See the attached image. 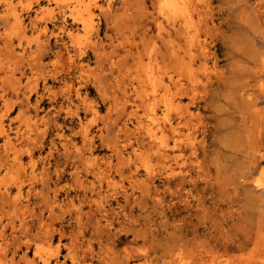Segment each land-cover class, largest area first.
<instances>
[{"label":"rangeland","instance_id":"374dc122","mask_svg":"<svg viewBox=\"0 0 264 264\" xmlns=\"http://www.w3.org/2000/svg\"><path fill=\"white\" fill-rule=\"evenodd\" d=\"M180 1H183L186 7V10L179 9L182 13L178 9L168 10L169 6L161 5L162 0H0V57L8 58L7 61L10 59L7 62L5 58H0V69H2L0 70V127H2L0 129V153L3 152L2 142L4 144L7 136L11 140L9 149H13L15 146V149H19V151H22V148L24 151L30 149L36 154L39 152L44 154L54 146L53 149L59 148L58 151H63L64 148L69 151L90 149L99 159L105 157L115 147L123 148L125 155L128 152L130 161L132 160L131 167H137L138 179L142 180L150 173L149 175L152 177L151 195L154 188H157V196L153 193L155 196L151 197L156 199L158 196H163L164 205H162L163 208L160 207L163 213L165 212L164 214L158 213V210L161 212V209L156 205L154 210L152 208L149 210L151 215L147 217L139 210L141 205H138L139 209L136 208L130 215L133 219L129 215L121 219L122 222L125 219L123 223L127 227L123 231L126 233L123 231L120 234L117 233L123 239L116 244L115 249L120 253L131 251L134 259L130 264H263L264 238L262 237L264 234L262 233H264V226L262 225L264 222L260 224V220L264 221V185L262 184L264 182L262 181L264 174V129L262 127V120H264V0ZM163 11L166 13H162ZM71 14L76 19L72 18ZM166 17L169 18L166 19ZM184 21L186 25H184ZM43 23L47 25L48 29L47 33L42 32V35L40 32L43 29L42 25L44 27ZM62 25L70 29L73 28L71 29L73 37H68L69 39L65 37L64 41L70 54L72 50L76 49L73 55L76 54L74 60L77 62L74 65L77 68L70 65L67 54H64L63 59H58L54 54L63 48L62 43L56 42L54 39V34L59 31L58 27ZM49 32L51 33L49 34ZM153 37L154 39H152ZM45 38L48 39V42ZM42 41L45 43L42 44ZM146 42H149L148 46ZM37 47L41 51H38ZM28 49L31 51L28 52ZM92 49L95 50L92 51ZM99 49L103 52L100 53ZM8 50L11 55L13 54V58ZM111 50H114L115 53L117 51V53L115 54ZM123 50L126 52L124 53ZM94 51H98V53ZM36 52L37 54H35ZM39 52L41 55L38 54ZM127 53H129L128 57ZM156 53L158 54L156 55ZM80 54H85L86 57L80 59L79 62L78 55ZM97 54L102 57H98ZM148 54L149 56H147ZM6 56H10V58ZM155 57L160 59L156 60ZM30 59L35 61L31 62ZM122 59L124 62H121ZM61 60H63V64ZM4 61L7 63L4 64ZM17 61L18 64L20 62V65H17ZM28 62H31L32 65ZM36 63L40 65V68L39 66L36 68ZM150 64L153 66L150 67ZM117 65H120L121 69ZM122 65L126 67L123 68ZM58 68L60 72L56 71H59ZM106 69H110V73ZM125 70L127 71L125 72ZM49 71L53 73L52 75L57 73L54 75V79H51L53 76L49 75L51 73ZM127 75L128 77H126ZM43 76L46 77L45 80ZM12 78L14 82L11 81ZM16 78L20 83L16 82ZM16 83L20 86L18 87ZM30 85L34 86V89ZM8 88L11 93L15 94L11 95ZM132 90L133 92H131ZM5 95H9V97ZM6 99H9V105H7ZM4 100L7 101V104ZM137 100H140L142 105H138L140 102ZM120 101H125L127 104ZM169 104H172L171 108ZM31 106L32 108H30ZM119 109L120 111H117ZM18 111L24 112L21 115ZM52 114L54 116H51ZM53 117L57 119L56 122L53 121ZM34 120L36 121L34 122ZM161 123L164 124L162 127ZM125 128L127 129L125 130ZM150 128L152 129L150 130ZM131 129L133 130L130 131ZM250 129H253L254 133ZM35 130L37 131L35 132ZM152 130L153 132H151ZM161 130L163 131L161 132ZM148 131L154 134L157 132L156 136L165 135V141L170 146L177 144L178 148L167 150L168 159L156 156L153 149H147L148 147L144 143V146L140 145L136 139L140 135L147 137L144 133ZM113 132L116 133V136ZM86 133L94 140H92L91 147L89 144L86 145L84 140ZM159 133L163 135H159ZM125 135L126 137H124ZM19 136L22 140L18 139ZM101 136L107 137V141ZM260 137L261 140L258 141ZM24 139L25 141H23ZM69 141L71 142L69 143ZM18 145L19 148H16ZM67 145L70 147L67 148ZM253 152L255 154H252ZM134 154L135 156H133ZM252 156L253 158H251ZM26 161L25 158L24 162ZM111 161L116 163L114 157L111 158ZM132 162L135 163L134 166ZM167 164H170L172 169H168ZM170 170L175 173V176L168 182L165 176L171 172ZM0 174L1 177L4 176L5 171L1 170ZM181 175L186 178L185 183L180 187L177 183H179L178 179ZM5 178L7 177H2V182H8ZM67 180H69L68 176L60 185L67 183ZM5 184L1 183V186ZM125 184L127 185V183ZM166 187H169L170 190L178 189L179 192L177 195L171 196L166 191ZM139 192V189H136V195ZM152 203H149L151 207ZM169 206L172 207L169 208ZM259 215H262L263 218H259ZM4 216L12 218L15 225L19 222L18 218L22 219L25 216L29 219L26 215H14V217L3 215L0 217L2 223L7 219ZM84 216L83 221L87 223V215ZM256 222L260 225L258 230L261 231L262 236L255 228L258 227ZM123 223L120 224L123 225ZM118 225L117 223L115 226L122 227ZM1 226L2 224L0 228ZM18 230L17 228L12 233L8 227L5 230V236L9 239L15 233V236L17 235L18 239L24 243L29 237ZM127 230L129 231L127 232ZM134 232L136 235L138 232V235L136 236ZM26 234L28 233L26 232ZM255 237H261L262 241ZM56 238L54 242L45 243L44 246L38 242H36L37 245L31 244L28 258L32 257L33 247H38V245H40L39 248H43L40 254L44 257L48 256L56 246ZM252 238H255V241ZM240 243L244 246L240 245L243 248L239 247ZM222 244L229 246L226 254L221 253ZM11 245L10 247H12ZM235 245H238L239 249ZM14 246L16 247L17 244ZM217 246L220 249L218 253L214 249ZM23 251L24 247L16 252L13 248L12 253L15 254L13 253L12 256L11 253L8 254L7 263L26 264L27 258H23ZM212 251L216 253L214 254ZM200 253L203 254L200 256L202 260L198 257ZM106 255L107 262L105 261L104 264H108L111 261L109 258H112L111 255ZM93 263L96 264V261Z\"/></svg>","mask_w":264,"mask_h":264},{"label":"bare ground","instance_id":"6f19581e","mask_svg":"<svg viewBox=\"0 0 264 264\" xmlns=\"http://www.w3.org/2000/svg\"><path fill=\"white\" fill-rule=\"evenodd\" d=\"M161 1V0H159ZM161 3V2H160ZM109 5V3H108ZM107 5V6H108ZM162 6H169V8H167L168 10H179L180 8L181 9H185L186 7L184 6V3L183 1H180V0H162ZM98 6V5H97ZM264 7V6H263ZM103 8V7H102ZM105 9V8H104ZM107 9V8H106ZM166 9V10H167ZM180 9V10H181ZM264 9V8H263ZM81 10V9H80ZM100 10V9H99ZM103 11V9H101ZM179 10V11H180ZM186 10V9H185ZM183 10V11H185ZM113 11V10H112ZM181 12V11H180ZM85 13V12H83ZM108 13V12H106ZM162 13H166V12H162ZM182 13V12H181ZM187 14V13H186ZM185 14V15H186ZM66 15V14H65ZM104 15H106L104 13ZM111 15V14H110ZM109 15V16H110ZM172 15V14H171ZM191 15V14H190ZM64 16V15H63ZM72 16V14H71ZM91 16V15H90ZM108 16V15H107ZM165 16V14H164ZM177 16V15H176ZM181 16V15H179ZM111 17V16H110ZM157 17V15H156ZM161 17V16H160ZM163 17V16H162ZM190 17V16H189ZM56 18V17H55ZM72 18H75L72 16ZM79 18V17H78ZM109 18V17H108ZM169 18V17H168ZM166 17V19H168ZM181 18V17H180ZM188 18V17H187ZM65 19V18H64ZM63 19V20H64ZM76 19V18H75ZM159 19V18H158ZM153 20V18H152ZM156 20V19H155ZM164 20V19H163ZM187 20V19H186ZM264 20V19H263ZM34 21V20H33ZM84 21V20H82ZM177 21V20H176ZM178 21H180L178 19ZM188 21V20H187ZM186 23H189L187 22ZM46 22V21H45ZM62 22V21H61ZM87 23V21H84ZM83 22V23H84ZM157 22V21H155ZM163 22V21H162ZM168 22V21H167ZM85 23V24H86ZM30 24V23H29ZM41 24V23H39ZM44 24V23H43ZM93 24V23H92ZM69 25V24H68ZM76 25V24H75ZM83 25V24H82ZM184 25L185 24V21H184ZM19 26V24H18ZM72 26V25H71ZM84 26V25H83ZM113 26V25H112ZM20 27V26H19ZM25 27V26H24ZM87 27V26H86ZM92 27V26H91ZM107 27V26H106ZM111 27V25H110ZM156 27V26H155ZM42 31L40 33H47V25L44 24V27L42 25ZM57 28V27H56ZM75 28V27H74ZM93 28V27H92ZM98 28V27H97ZM108 28V27H107ZM112 28V27H111ZM147 28V27H146ZM20 29V28H18ZM17 29V30H18ZM23 29V28H22ZM39 29V28H37ZM73 29V28H71ZM70 28H67L65 25H62L60 27H58V34L55 33L54 34V39L56 42H60L62 43L63 45V48H60L59 50H57L56 53H54L56 55V57L61 58L63 59L64 57V54H67V59L70 63V65H73V67H76L74 65L75 61L74 60V56L76 55H73V52L76 50H72V53L70 54L69 50L67 49V47L65 46V41H64V38H68V37H73L72 35V30ZM157 29V28H155ZM163 29V28H162ZM16 30V32H18ZM34 30V29H33ZM41 30V28H40ZM39 30V31H40ZM51 30V28H50ZM90 30V29H89ZM145 30V29H144ZM144 30H143V33H144ZM166 30V29H165ZM187 30V29H186ZM38 31V32H39ZM108 31V29H107ZM106 31V32H107ZM158 31V30H157ZM164 31V30H163ZM25 32V31H24ZM85 32V31H84ZM149 32V31H148ZM23 33V32H22ZM42 33V35H43ZM45 33V34H46ZM51 32H49L50 34ZM54 33V32H53ZM163 33V32H162ZM166 33V32H165ZM164 33V34H165ZM20 34V32H19ZM17 34V35H19ZM47 34V35H49ZM104 36H105V33H103ZM157 34V33H156ZM155 34V35H156ZM46 35V36H47ZM145 35V34H144ZM151 35V34H150ZM149 35V36H150ZM171 35V34H169ZM147 36V35H146ZM158 36V35H157ZM25 37V36H24ZM44 37V36H43ZM42 37V38H43ZM106 37V36H105ZM145 37V36H144ZM152 37V36H151ZM48 38V37H46ZM45 38V39H46ZM109 38V37H108ZM12 39V38H11ZM17 39V38H16ZM35 39V38H34ZM33 39V40H34ZM69 39V38H68ZM107 39V38H106ZM111 39V38H110ZM147 39V37H146ZM154 39V37L152 38ZM160 39V38H158ZM163 41V38H161ZM47 42H48V39H46ZM45 40V41H46ZM109 40V39H108ZM150 40V39H149ZM36 41V40H35ZM111 41V40H110ZM144 41H145V38H144ZM262 41V40H261ZM67 42V41H66ZM124 42V41H123ZM126 42V41H125ZM143 42V41H142ZM45 43V42H44ZM43 41H42V44H44ZM92 43V42H91ZM90 43V45H91ZM131 44L133 42H130ZM165 43V42H164ZM110 44H112L110 42ZM114 44V43H113ZM124 44V43H123ZM61 45V46H62ZM100 45V44H99ZM117 45V44H115ZM130 45V44H129ZM135 45V43H134ZM143 45V44H142ZM146 45L148 46L149 45V42H146ZM145 45V46H146ZM8 46V45H7ZM46 46V45H45ZM98 46V45H97ZM101 46V45H100ZM99 46V48H101ZM132 46V45H130ZM174 46V45H173ZM39 47V46H38ZM37 47V48H38ZM44 47V46H43ZM60 47V45H59ZM119 47V45H118ZM126 47V46H124ZM135 47V46H134ZM175 47V46H174ZM11 48V47H10ZM9 48V50H10ZM36 48V47H35ZM74 48V47H73ZM97 50H98V47H96ZM111 48H113L111 46ZM127 48V47H126ZM125 48V49H126ZM150 48H151V44H150ZM13 49V48H12ZM24 49V48H23ZM47 49V48H46ZM103 49V48H102ZM119 49V48H118ZM123 49V48H121ZM130 49V48H129ZM8 50V53L10 54ZM36 50V49H35ZM40 49L38 48V51ZM95 50V49H92V51ZM100 50V49H99ZM116 50V49H114ZM114 50H111L113 53ZM150 50V49H149ZM152 50V49H151ZM155 50V49H154ZM167 50V49H165ZM163 50V51H165ZM31 51L28 49V52ZM41 51V50H40ZM65 51V52H64ZM101 51V50H100ZM177 51V50H176ZM14 52V51H13ZM64 52V53H63ZM76 52V51H75ZM94 52H97L98 51H94ZM93 54H96L94 53ZM103 51H101L100 53H102ZM106 53V51H104ZM119 52V51H118ZM124 52V50H123ZM126 52V51H125ZM124 52V53H125ZM130 52H133V51H130ZM140 52V51H139ZM142 52V51H141ZM140 52V53H141ZM149 52V51H148ZM156 52V51H155ZM160 52H162L160 50ZM7 53V54H8ZM12 53V52H11ZM103 53V54H105ZM117 53V51H116ZM115 53V54H116ZM136 53V52H135ZM140 53H138L139 55H141ZM6 54V53H5ZM5 54H3L5 56ZM6 54V55H7ZM37 54V52L35 53ZM40 54V52L38 53ZM108 54V53H107ZM128 54L127 53V57H128ZM134 55V53H132ZM158 53H156L157 55ZM161 54V53H159ZM264 54V52H263ZM2 55V56H3ZM13 55V54H12ZM12 55L10 54V56L12 57ZM26 55V54H25ZM31 55V54H30ZM41 55V54H40ZM98 57L99 54H97ZM113 55V54H112ZM136 55V54H135ZM153 55V53H152ZM10 56H6V57H9ZM39 56V55H38ZM54 56V55H53ZM96 56V55H95ZM110 56V55H109ZM108 56V57H109ZM142 56V55H141ZM149 56V54L147 55ZM146 56V57H147ZM63 57V58H62ZM77 57V56H76ZM79 57V62H80V59L82 60V58L86 57L85 54H80L78 55ZM97 57V56H96ZM97 57V58H98ZM102 57V56H101ZM106 57V56H105ZM104 57V58H105ZM107 57V58H108ZM111 57V56H110ZM125 57V56H124ZM133 57V56H131ZM130 57V58H131ZM144 57V56H143ZM1 58V57H0ZM5 57L1 58V59H4ZM13 58V57H12ZM31 58V57H30ZM35 58V57H34ZM37 58V57H36ZM95 58V59H97ZM106 58V59H107ZM122 58V57H121ZM134 58V57H133ZM156 60L160 59L157 57H155ZM168 58V56H167ZM261 58V57H260ZM6 59V58H5ZM8 59V58H7ZM6 59V61H7ZM26 59V58H25ZM100 59V58H98ZM124 59V58H123ZM122 59V60H123ZM129 59V58H128ZM171 59V58H170ZM169 59V60H170ZM10 60V59H9ZM9 60L7 62H9ZM13 60V59H12ZM19 60V58H18ZM34 60V59H33ZM103 60V59H102ZM119 61V59H117ZM121 62H124V60ZM131 60V59H130ZM147 60V59H146ZM150 60V59H149ZM154 60V59H153ZM4 61V64L5 62ZM20 61V60H19ZM29 61V60H28ZM31 61V59H30ZM35 61V60H34ZM34 61H31V62H34ZM63 60H61L62 62ZM96 61V60H95ZM99 61V60H98ZM97 61V62H98ZM177 61V60H176ZM264 61V60H263ZM6 62V63H7ZM21 62V61H20ZM20 62L18 64V61H17V65H20ZM31 62H28L31 64ZM55 62V61H54ZM60 62V61H58ZM103 62V61H101ZM130 62V61H129ZM148 62V61H147ZM152 62V61H151ZM159 62V61H158ZM167 62V61H166ZM2 63V62H1ZM27 63V62H26ZM42 63V62H41ZM51 63V62H50ZM57 63V62H56ZM67 63V62H66ZM100 63V62H99ZM98 63V64H99ZM126 63V62H125ZM161 63V62H160ZM163 63V62H162ZM168 63V62H167ZM264 63V62H263ZM15 64V63H14ZM49 64V63H48ZM63 64V62H62ZM61 64V65H62ZM102 64V63H101ZM100 64V65H101ZM124 64V63H122ZM133 64V63H132ZM131 64V65H132ZM155 64V63H153ZM164 64V63H163ZM166 64V63H165ZM170 64V63H168ZM32 65V64H31ZM58 65V64H57ZM68 65V64H67ZM80 65V64H79ZM121 65V63H120ZM119 65V66H120ZM152 64H150V67ZM167 65V64H166ZM29 66V65H28ZM33 66H35L33 64ZM37 66H39L40 68V65L36 63V68H38ZM44 66V65H42ZM99 66V65H98ZM115 66V65H114ZM118 66V65H117ZM118 66V67H119ZM126 66H127V63H126ZM124 65V67H126ZM160 66V65H159ZM158 66V67H159ZM168 66V65H167ZM15 67V66H14ZM58 67V66H57ZM62 67H64V65H62ZM67 67V66H65ZM116 67V66H115ZM123 67V65H122ZM123 67V68H124ZM130 67V66H129ZM128 67V68H129ZM135 67V66H134ZM138 67V66H137ZM143 67V66H142ZM157 68V66H155ZM263 67V66H262ZM5 68V67H4ZM55 69V67H53ZM67 68H70V67H67ZM75 68V70H76ZM87 68V67H86ZM111 68V67H110ZM117 68V67H116ZM121 69V67H119ZM13 69V68H12ZM48 69V68H47ZM59 69V68H58ZM81 69V68H80ZM83 69V68H82ZM264 69V68H263ZM2 70V69H0ZM4 70V69H3ZM8 70V69H7ZM15 71V69H13ZM36 70V69H35ZM50 70V69H49ZM65 70V69H64ZM79 70V69H78ZM107 72L110 73V69H106ZM113 70V68H112ZM124 70V69H123ZM148 70V68H147ZM150 70V69H149ZM10 71V70H8ZM22 71V70H21ZM31 71V70H30ZM38 71V70H37ZM53 71V70H52ZM57 72H60V69L59 71L56 70ZM56 71H53V72H56ZM63 71V70H62ZM117 71V70H116ZM120 71V70H119ZM127 70H125L126 72ZM264 71V70H263ZM1 72V71H0ZM13 72V71H12ZM11 72V73H12ZM43 72V71H42ZM51 72V71H49ZM65 72V71H64ZM114 72V71H113ZM112 72V73H113ZM118 72V71H117ZM129 72V71H128ZM139 72V71H138ZM154 72V71H152ZM19 73V72H18ZM48 73V72H46ZM44 73V74H46ZM68 73V72H67ZM70 73V72H69ZM130 73V72H129ZM127 73V74H129ZM151 73V71H150ZM162 73V72H161ZM261 73V72H260ZM53 73H49V75L51 76ZM57 74V73H56ZM54 73V75H56ZM126 74V73H125ZM141 74V73H140ZM147 74V73H145ZM158 74V73H157ZM3 75V74H2ZM22 75V74H21ZM20 75V76H21ZM35 75H37L35 73ZM48 75V76H49ZM54 75L53 78L51 79H54ZM131 75V74H130ZM129 75V77H130ZM148 75V74H147ZM146 75V76H147ZM151 74H149L150 76ZM159 75V74H158ZM264 75V74H263ZM8 76V75H7ZM6 76V78H7ZM47 76V75H45ZM103 76V75H102ZM145 76V77H146ZM148 76V77H149ZM153 76V75H151ZM18 77V76H17ZM26 77V76H25ZM37 77V76H36ZM128 77V75L126 76ZM155 79L156 77L153 76ZM27 78V77H26ZM46 78V77H45ZM44 76H43V79L45 80ZM153 78V79H154ZM19 79V78H18ZM31 79V78H30ZM58 79V78H56ZM61 79V78H60ZM59 79V80H60ZM130 79V78H128ZM127 79V80H128ZM142 79V78H141ZM158 79V78H157ZM156 79V80H157ZM6 80V79H5ZM4 80V81H5ZM13 80V78L11 79V81ZM17 83H20L18 82L17 78L15 79ZM65 80V79H64ZM159 80V79H158ZM26 81V80H24ZM23 81V83H25ZM28 81H29V77H28ZM86 81V80H85ZM102 81H103V78H102ZM135 81V80H134ZM137 81V80H136ZM145 81V80H144ZM155 81V80H154ZM14 82V81H12ZM27 82V81H26ZM33 82V81H32ZM31 82V83H32ZM44 82V81H43ZM46 82V81H45ZM160 82V81H159ZM3 83V82H2ZM5 83V82H4ZM16 83V84H17ZM30 83V81H29ZM65 83V82H64ZM71 83V82H70ZM102 83V82H101ZM146 83V82H145ZM34 84V83H33ZM31 84V85H33ZM43 84V83H42ZM100 84V83H99ZM99 84H96L97 86ZM104 84V83H103ZM132 84V83H131ZM139 84V83H138ZM142 84V83H141ZM140 84V85H141ZM155 84V83H154ZM9 85V84H7ZM6 85V87H8ZM30 85V86H31ZM68 85V84H67ZM102 85V84H100ZM126 85V84H124ZM143 85V84H142ZM148 85V84H147ZM157 85V84H155ZM17 86L19 87L20 85L17 84ZM16 86V87H17ZM44 86V85H43ZM103 86V85H102ZM164 86V85H163ZM166 86V85H165ZM1 87V86H0ZM12 87V86H11ZM29 87V86H28ZM34 86H31V88H33ZM45 87V86H44ZM96 87V86H95ZM100 87V86H99ZM132 87V86H131ZM157 87V86H156ZM160 87V86H159ZM10 88V87H9ZM8 88V89H9ZM30 88V87H29ZM68 88V86H67ZM97 88V87H96ZM103 87H101L102 89ZM125 88V87H124ZM150 89V87H147ZM145 88V89H147ZM177 88V87H176ZM12 89V88H11ZM34 89V88H33ZM36 89V88H35ZM42 89V88H41ZM99 91L100 88H98ZM10 90V89H9ZM13 90V89H12ZM28 90V89H27ZM32 90V89H31ZM53 90V89H52ZM58 90V89H57ZM103 90V89H102ZM125 90V89H124ZM134 90V89H133ZM133 90L131 92H133ZM136 90V89H135ZM21 91V90H20ZM166 91V90H165ZM2 92V91H1ZM9 92V91H8ZM22 92V91H21ZM56 92V91H55ZM102 92V91H101ZM126 92V91H125ZM135 92V91H134ZM150 92V91H149ZM155 92V91H154ZM10 93H11V90H10ZM14 93V92H12ZM11 93V95H13ZM18 93V92H17ZM29 93V92H28ZM59 95H60V92H58ZM99 93V92H98ZM103 93V92H102ZM153 93V92H152ZM1 94V93H0ZM15 94V93H14ZM20 94V93H19ZM123 94V93H122ZM121 94V96H122ZM127 95L129 94L126 93ZM148 94V93H146ZM145 94V96H146ZM151 94V93H150ZM10 95V94H9ZM9 95H5V96H8ZM38 95V94H37ZM52 95V94H51ZM57 95V94H56ZM101 95V94H100ZM124 95V94H123ZM132 95V94H131ZM2 96V95H1ZM3 96V97H5ZM18 97V95H16ZM23 96V95H22ZM126 96V95H125ZM139 96V95H138ZM167 96V95H166ZM7 97V98H8ZM15 97V96H14ZM20 97V96H19ZM55 97V96H54ZM124 97V96H123ZM122 97V98H123ZM133 97V96H131ZM136 97V96H134ZM155 97V96H154ZM6 98V97H5ZM35 98V97H34ZM63 98V97H62ZM101 98V97H100ZM104 98V97H103ZM128 98V97H127ZM137 98V97H136ZM142 98V97H141ZM141 98H138L141 100ZM147 98H150V97H147ZM168 98V97H167ZM19 99V98H17ZM24 99V98H23ZM40 99V98H38ZM105 99V98H104ZM103 99V100H104ZM115 99V98H114ZM131 99V98H130ZM145 99V98H143ZM154 99V98H153ZM3 100V99H2ZM7 100V99H6ZM4 100V101H6ZM9 100V99H8ZM7 100V101H8ZM15 100V99H14ZM22 100V99H21ZM20 100V101H21ZM25 100V99H24ZM36 100V99H34ZM113 100V99H112ZM126 100V99H125ZM136 100V99H134ZM140 100H137L138 102H140ZM149 100V99H148ZM7 101H6V104H7ZM117 101V99H116ZM147 101V100H146ZM26 102V100L24 101ZM85 102V101H84ZM121 102V101H120ZM125 101L121 102V103H124ZM129 102V100H128ZM135 102V101H134ZM148 102V101H147ZM168 102V101H167ZM19 103V102H18ZM21 103V102H20ZM37 103V102H36ZM118 103V102H117ZM120 103V104H121ZM126 103V102H125ZM137 103V102H136ZM143 103V101H142ZM169 103V102H168ZM4 104V103H3ZM24 104V103H23ZM89 104V103H88ZM112 104V103H110ZM115 104V103H114ZM127 104V103H126ZM129 104V103H128ZM141 104L138 103V105ZM149 104V102L147 103ZM167 104V103H166ZM9 105V101H8V104ZM26 105V104H25ZM142 105V104H141ZM172 107V104H169V107ZM263 105V104H262ZM19 106V105H18ZM22 106V105H21ZM84 106V105H83ZM112 106V105H111ZM114 106V105H113ZM80 107V106H79ZM89 107V106H88ZM109 107V106H108ZM120 107H123V106H120ZM118 107V108H120ZM140 107V106H139ZM138 107V108H139ZM170 107V108H171ZM20 108V107H19ZM23 108V107H21ZM29 108V107H28ZM32 108V106L30 107ZM59 108V107H58ZM36 109V108H35ZM115 109H117V107H115ZM123 109H125L123 107ZM133 109V108H132ZM179 109V108H178ZM122 110V109H121ZM126 110V109H125ZM49 111V110H48ZM56 111V110H55ZM74 111V110H73ZM77 111V110H76ZM117 111H120L117 110ZM133 111V110H132ZM131 111V113H132ZM19 112V111H18ZM24 112V111H21V113ZM34 112V111H33ZM72 112V111H71ZM20 113V112H19ZM20 113V114H21ZM47 113V112H46ZM53 113V112H52ZM77 113V112H76ZM116 113V111H115ZM118 113V112H117ZM134 113V111H133ZM18 114V113H17ZM35 114V113H34ZM71 114V113H70ZM120 114V113H119ZM123 114V113H122ZM22 115V114H21ZM47 115V114H46ZM68 115V114H67ZM125 115V114H124ZM132 115V114H131ZM130 115V116H131ZM51 116H54L53 114ZM116 116H118L116 114ZM121 116V115H120ZM17 117V116H16ZM21 117V116H20ZM125 117V116H124ZM264 117V116H263ZM14 118V117H13ZM23 118V117H22ZM53 121L57 119H55V117H53ZM121 118V117H120ZM21 119V118H20ZM49 119V118H47ZM113 119V118H112ZM123 119V118H122ZM125 119V118H124ZM14 120V119H13ZM19 120V118H18ZM27 120H29L27 118ZM27 120L25 119V121L27 122ZM42 120V119H41ZM138 120V118H137ZM36 120H34L35 122ZM52 121V120H51ZM116 121V120H115ZM118 121V120H117ZM135 121V120H134ZM24 122V121H22ZM30 122V120H29ZM33 122V121H31ZM33 122V123H34ZM136 122V121H135ZM165 122V121H164ZM18 123V122H17ZM19 123H21V121L19 120ZM50 123V122H49ZM53 123V122H52ZM116 123V122H115ZM126 123V122H125ZM138 123V122H137ZM144 123V122H143ZM143 123H141L143 125ZM179 123V122H178ZM110 124H111V121H110ZM139 124V123H138ZM162 124V123H161ZM1 125V124H0ZM20 125V124H19ZM31 125V124H30ZM105 125V124H104ZM146 125V124H145ZM144 125V126H145ZM149 125V124H148ZM164 124L160 125L161 127L163 126ZM166 125V124H165ZM24 126V125H23ZM32 126V125H31ZM108 126V124L106 125V127ZM126 126V125H125ZM147 126V125H146ZM26 127V126H25ZM118 127V126H117ZM148 127V126H147ZM146 128V130H148ZM152 127V126H151ZM171 127V126H170ZM259 127V126H257ZM262 127L264 129V120H262ZM2 127H0L1 129ZM32 128H35V127H32ZM104 128V127H103ZM135 128V127H134ZM160 128V127H159ZM175 128V127H174ZM16 129V128H15ZM105 129V128H104ZM127 128H125L126 130ZM130 129V128H129ZM137 129V128H136ZM140 129V128H139ZM142 129V128H141ZM152 128H150L151 130ZM173 129V128H172ZM3 130V129H2ZM1 130V132H2ZM29 130V129H28ZM26 130V131H28ZM41 130H44V129H41ZM79 130V129H78ZM119 130V128H118ZM121 130V129H120ZM133 129H131L130 131H132ZM138 130V129H137ZM154 130V129H153ZM153 130L151 132H153ZM160 130V129H159ZM251 130V129H250ZM5 131V130H3ZM23 131V130H22ZM32 131V130H31ZM37 130H35L36 132ZM39 131V129H38ZM80 131V130H79ZM116 131V130H115ZM129 131V130H128ZM163 130H161L162 132ZM29 132V131H28ZM41 132V131H40ZM81 132V131H80ZM88 132V131H86ZM100 132V130H99ZM105 132V131H104ZM124 132V131H123ZM135 132V131H134ZM150 131H148L147 133H144L147 135V141L145 140V137L143 136H138L136 137L137 139V142H139L140 145H143L146 144L147 145V149H153L156 153V156H160V157H164L165 159H168V153H167V150L171 149H176L178 148L177 147V144H174L173 146H170L168 144V142H166V138H164V136H156L155 134L157 133H151ZM160 132V131H159ZM173 132H175V130L173 129ZM251 132H253V129L251 130ZM6 133V132H5ZM14 133V132H13ZM16 133V132H15ZM33 133V132H32ZM39 133V132H38ZM101 133V132H100ZM116 136V133L113 132ZM122 133V132H121ZM125 133V132H124ZM131 133V132H130ZM254 133V132H253ZM18 134V133H17ZM15 134V135H17ZM44 134V132H43ZM57 134V132H56ZM120 134V132H119ZM162 134V133H161ZM159 133V135H161ZM165 134V133H164ZM250 134V133H249ZM3 135V134H2ZM21 135V134H20ZM36 135V133H35ZM39 135V134H38ZM63 135V134H62ZM61 135V136H62ZM84 135V134H83ZM97 135V134H96ZM109 135V134H108ZM132 135V134H131ZM163 135V134H162ZM255 135V134H254ZM22 136V135H21ZM19 136V140L21 139ZM25 136V135H24ZM28 136V135H27ZM37 136V135H36ZM41 136V135H40ZM73 136V135H72ZM91 136V135H90ZM110 136V135H109ZM108 136V139L110 138ZM128 136V134H127ZM167 136V135H166ZM253 136V135H252ZM6 137V135H5ZM4 137V138H5ZM18 137V136H17ZM23 137V136H22ZM33 137V136H32ZM38 137V136H37ZM42 137V136H41ZM52 137V136H51ZM64 137V135H63ZM102 137V136H101ZM100 137V138H101ZM123 137V136H122ZM126 137V135L124 136ZM129 137V136H128ZM262 137V136H261ZM261 137L260 139L258 138V141L261 140ZM3 138V137H2ZM25 138V137H23ZM31 138V137H30ZM68 138V137H67ZM66 138V139H67ZM103 138V137H102ZM106 138L105 141H107V137H104ZM103 138V139H104ZM119 138V137H118ZM32 139V138H31ZM35 139H37L35 137ZM59 139V138H57ZM63 139V138H62ZM70 139V138H69ZM83 139V137H82ZM101 139V140H103ZM135 139V138H134ZM22 140V139H21ZM29 140V138H28ZM34 140V139H32ZM41 140V138H40ZM50 140V139H49ZM52 140V139H51ZM61 140V139H60ZM84 140L86 142V145L89 144L90 147L92 146V142L94 141L93 138H90L88 136V134L86 133L84 135ZM93 140V141H92ZM254 140V139H253ZM10 141V142H9ZM13 141V140H12ZM25 141V139L23 140ZM30 141V140H29ZM28 141V142H29ZM36 141V140H35ZM65 141V140H64ZM103 141V142H105ZM109 141V140H108ZM113 141V140H112ZM119 141V140H118ZM146 141V143H145ZM18 142V141H17ZM21 142V141H20ZM34 142V141H32ZM37 142V141H36ZM52 142V141H51ZM50 142V143H51ZM71 141H69L70 143ZM84 142V143H85ZM102 142V141H101ZM116 142V141H115ZM253 142V141H252ZM53 143V142H52ZM67 143V142H66ZM68 143V144H69ZM83 143V145H84ZM128 143V142H127ZM130 143V142H129ZM144 143V144H143ZM258 143V142H256ZM13 144V142H12ZM15 144V143H14ZM22 144V143H20ZM19 144V145H20ZM38 144V142H37ZM63 144V143H62ZM105 144V143H104ZM254 144V143H253ZM4 145V149L2 150L3 152L0 153V171H5V180L7 179L8 182L6 181H3L2 182V177H4L2 175L1 179H0V215L3 216V215H11L14 217V215H26L29 217L26 218L25 216L22 217V219L18 218L19 222L17 225L14 224V221L12 220V218H7L6 221L4 223H2V220L0 219V225L2 224L1 228H0V264H8L7 263V257H8V254L11 253L10 255L12 256V254L18 250H21L22 247H24V251H23V258H27L26 259V264H37V262H39L38 264H94L93 262L96 261V264H104L106 263V259L105 258V255L106 256H110L112 258H109L111 261L108 263V264H130L131 261L134 259L133 255H132V252L129 251V252H124V253H120L118 252L115 248H116V244L118 242H121L120 240L121 237L119 235H117V233H121L123 230H126L125 228L127 227L125 225L124 220L122 222L121 219L125 218L127 215H132V212H134L137 209L141 210L145 215H151V212L149 210H154V207L157 206H162L164 205V199L160 196L156 197V199H154L153 197H151L153 195V193L156 194L157 196V188H154V192L152 193L151 195V186H150V183L152 182V177L147 174L146 177L144 175L145 178H143L142 180L138 179V170H137V167L133 168L131 167V161H130V156L127 152V154L125 155V151L122 150L121 148L119 149L118 147H115L113 148L109 153H107L105 155V157H101V158H97L96 156H94V153L92 152V150H86V151H83V150H75L74 151H69L68 149H65L62 151H58L53 149V147H50L49 151H47L46 153L44 154H41L40 152L38 154H36L33 150H23L24 148H22L21 150L22 151H19V149H15V146L12 148H8L9 146H11V140H9L8 136H7V140L4 141V144L2 142V146ZM17 145V144H16ZM19 145L16 147V148H19ZM40 145V144H39ZM54 145V144H53ZM65 145V144H64ZM72 145V144H70ZM70 145L68 146L67 145V148L70 147ZM52 146V145H50ZM66 146V145H65ZM111 146V145H109ZM116 146V145H115ZM1 147V146H0ZM30 147V145H29ZM40 147V146H39ZM88 147V146H87ZM113 147V146H111ZM110 147V148H111ZM122 147V146H121ZM125 147V145H124ZM131 147V146H130ZM133 147V146H132ZM259 147V146H258ZM257 147V148H258ZM31 148V147H30ZM34 148V147H33ZM32 148V149H33ZM84 148V147H83ZM140 148V146H139ZM77 149V148H76ZM125 149V148H124ZM144 149V148H143ZM142 149V150H143ZM262 149V148H261ZM55 150V151H54ZM71 150V149H70ZM130 150V149H129ZM133 150V149H132ZM135 150V149H134ZM141 151V150H140ZM147 150H145L146 152ZM253 151L255 152V150L253 149ZM130 152V151H129ZM136 152V151H135ZM142 152V151H141ZM252 153V154H255V153ZM257 152V151H256ZM259 152V151H258ZM143 153V152H142ZM147 153V152H146ZM152 153V152H151ZM261 154V153H260ZM259 154V155H260ZM143 155V154H141ZM127 156V157H125ZM135 156V154L133 155ZM137 156V155H136ZM153 156V155H151ZM114 157L116 159V163H113L111 161V158ZM150 157V156H149ZM155 157V155H154ZM171 157V156H170ZM256 157V156H255ZM27 159L26 162H24V159ZM136 158V157H134ZM133 158V159H134ZM156 158V157H155ZM176 158V157H175ZM174 158V159H175ZM253 158V156L251 157ZM260 158H262L260 156ZM105 159V162L103 163V160ZM132 159V157H131ZM258 159V157H257ZM159 160V158H158ZM102 161V162H101ZM160 161H162L160 159ZM169 162V161H168ZM253 163H254V160H253ZM252 163V164H253ZM135 163L132 162V165L134 166ZM138 166V165H137ZM140 166V165H139ZM167 168L168 169H172L171 165L170 164H167ZM262 170V169H261ZM264 170V169H263ZM171 171V170H170ZM3 173V172H1ZM154 173V172H153ZM1 175V174H0ZM69 177V180H67V183H64V184H61L60 183L65 179V177ZM175 176V173H173V171H171L170 173H168L165 178L167 179V181L174 177ZM260 177V176H259ZM140 178V176H139ZM185 176L181 175L179 176V183L178 186H182L184 183H185ZM165 179V180H166ZM66 181V180H65ZM177 181V182H178ZM261 181V179H260ZM262 181H264V174H263V179ZM261 181V182H262ZM6 184H5V183ZM170 182V181H168ZM167 182V183H168ZM1 183L5 184L3 186H1ZM127 183V185L125 184ZM176 184V185H177ZM264 185V182L262 183ZM260 185V184H258ZM168 186V185H167ZM177 186V187H178ZM176 187V188H177ZM261 188V187H260ZM263 188V187H262ZM261 188V189H262ZM136 189H139V193L138 195H136ZM264 190V189H263ZM166 191L171 195H177L179 190L178 189H175V190H170L169 187H166ZM162 195V194H161ZM155 196V195H153ZM177 197V196H176ZM153 202V206L151 207L149 205V203ZM151 204V205H152ZM138 205H141L139 208L137 207ZM174 206V205H173ZM172 207V206H171ZM169 206V208H171ZM152 208V209H151ZM163 208V206H162ZM162 208L160 207L161 209V212H159L158 210V213H163L162 211ZM174 208V207H173ZM157 209V208H156ZM170 210V209H169ZM172 210V209H171ZM170 210V211H171ZM156 211V210H155ZM165 213V212H164ZM163 213V214H164ZM137 214V213H136ZM84 215H87L86 218H87V223L83 221V217H85ZM0 216V217H1ZM10 216V217H11ZM134 216V215H133ZM264 216V215H263ZM263 216L259 215V218H263ZM16 217V216H15ZM17 218V217H16ZM28 220H26V219ZM132 218V217H130ZM144 218V217H143ZM133 219V218H132ZM149 220V219H148ZM256 220V219H255ZM254 220V221H255ZM147 221V220H146ZM126 222V221H125ZM148 222V221H147ZM261 222H264L263 220L261 221L260 220V224H262ZM119 224L118 226H122V227H116L115 225L116 224ZM120 223H123L120 224ZM134 223V222H133ZM255 223V222H254ZM253 223V225H255ZM258 222H256L257 224ZM149 224V223H148ZM259 224V223H258ZM257 224V225H258ZM89 227H88V226ZM252 225V224H251ZM16 226H18L17 228L20 230L21 233H25V236L26 237H29V239L27 238V240L23 243L21 240L18 239L17 235L15 236V233L14 235L12 234V237H10L9 239L7 238V236H5V230L6 228H10V230H12V233L16 231ZM260 225H258V227H255L259 228ZM264 226V224L262 225ZM261 226V227H262ZM130 227V226H129ZM250 228V227H249ZM264 228V227H263ZM131 229V227H130ZM133 229H134V226H133ZM132 229V230H133ZM18 230V231H19ZM21 230H24V231H21ZM264 230V229H263ZM17 231V232H18ZM129 230H127L128 232ZM134 231V230H133ZM255 231V230H254ZM259 231V230H258ZM16 232V233H17ZM26 232L28 234H26ZM126 233V231H123ZM251 232V231H250ZM257 232V231H256ZM260 232V235H261V231ZM258 232V233H259ZM264 232V231H263ZM20 233V234H21ZM146 233V232H145ZM148 233V232H147ZM146 233V234H147ZM150 233V232H149ZM227 233V232H226ZM245 233V232H243ZM253 233V232H252ZM10 234V233H9ZM8 234V236H9ZM18 234V233H17ZM135 234V232H134ZM222 234V233H221ZM264 234V233H262ZM7 235V234H6ZM136 235V234H135ZM137 235H138V232H137ZM136 235V236H137ZM224 235V234H223ZM251 235H254V234H251ZM259 235V234H258ZM57 236V238H56ZM142 236V235H140ZM233 236V235H232ZM262 236V235H261ZM151 237V236H150ZM226 237V236H225ZM20 238V237H19ZM25 238V237H24ZM56 238V242H55V248L54 250L46 257L42 256L40 253V251H42L41 247L39 248V246L41 244H44L45 243H52L54 242ZM221 238V237H220ZM249 239V237H247ZM246 238V239H247ZM256 239L258 237H255ZM254 238V239H255ZM262 241V238H264V235L263 237H259ZM258 238V239H259ZM145 239V238H144ZM219 239V237H218ZM244 239H245V236H244ZM253 239V238H252ZM253 239V240H254ZM19 240V241H18ZM25 240V239H24ZM132 240V239H131ZM221 240V239H220ZM226 240V239H225ZM11 241V242H10ZM21 241V243H23L21 245V243H19ZM224 241V240H223ZM227 241V240H226ZM239 241V240H238ZM255 241V240H254ZM258 243H259V240H257ZM40 243V245L37 246H34L33 249H32V257L29 259L28 258V252H30V249L29 247L31 246V244H34L37 245V243ZM129 242V241H128ZM225 242V241H224ZM229 242V241H227ZM233 242V241H232ZM245 242V241H244ZM248 242V241H247ZM218 243V242H217ZM226 243V242H225ZM243 243V242H242ZM242 243L238 244L240 248H243L244 246L242 245ZM262 243V242H261ZM13 244V245H11ZM17 244V246L15 247L14 245ZM228 244V243H227ZM234 244V243H233ZM260 244V243H259ZM10 245L12 247H10ZM217 245V244H215ZM223 245V244H222ZM238 245H235L238 247ZM242 245V246H240ZM258 245V244H257ZM46 246V245H45ZM130 246V244H129ZM132 246V245H131ZM219 246V245H218ZM217 247H214L215 251L218 253L220 252L219 248ZM259 246V245H258ZM220 247V246H219ZM222 247V251L221 253H225L228 251V245L224 244ZM236 247V248H237ZM239 247L237 249H239ZM14 248V252L12 253V250ZM218 248V249H217ZM41 249V250H40ZM125 249V248H124ZM131 249H133L131 247ZM212 249V250H214ZM123 250V249H122ZM64 251V253H62ZM164 252V251H163ZM166 252V251H165ZM214 253V251H212ZM215 252V253H216ZM213 253H211L213 255ZM214 253V254H215ZM15 254V253H14ZM47 254V253H46ZM224 254V255H225ZM231 254V253H230ZM22 255V254H21ZM45 255V254H44ZM145 255V253H144ZM203 256V254L198 256ZM14 257V256H13ZM11 257V258H13ZM22 257V256H21ZM220 257V256H219ZM222 257V256H221ZM228 257V256H226ZM230 257V256H229ZM10 258V259H11ZM61 258V259H60ZM201 258V257H200ZM214 258V257H213ZM225 258V257H224ZM235 258V257H234ZM9 259V260H10ZM14 259V258H13ZM21 259V258H20ZM29 259V260H28ZM108 259V260H109ZM223 259V257H222ZM232 259V258H231ZM252 259V258H251ZM12 260V259H11ZM10 260V262H11ZM202 260V258H201ZM226 261V258L224 259ZM229 260V259H228ZM106 261V262H105ZM253 261V260H252ZM251 261V262H252ZM255 261H258V260H255ZM259 262V261H258ZM248 263V262H247ZM254 263V262H252ZM256 263V262H255ZM261 263V262H259ZM11 264V263H10ZM13 264H16L13 262ZM25 264V263H24ZM228 264V263H226ZM246 264V263H245ZM258 264V263H257ZM264 264V263H263Z\"/></svg>","mask_w":264,"mask_h":264}]
</instances>
